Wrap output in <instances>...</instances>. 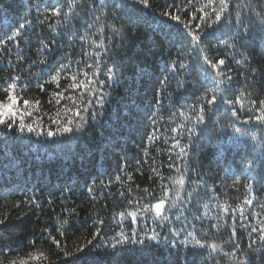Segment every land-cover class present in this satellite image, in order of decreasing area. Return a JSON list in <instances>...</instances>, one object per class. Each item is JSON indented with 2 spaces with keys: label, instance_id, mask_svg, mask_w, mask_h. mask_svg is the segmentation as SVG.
<instances>
[{
  "label": "trees",
  "instance_id": "1",
  "mask_svg": "<svg viewBox=\"0 0 264 264\" xmlns=\"http://www.w3.org/2000/svg\"><path fill=\"white\" fill-rule=\"evenodd\" d=\"M149 3L0 0V101L7 102L10 78L20 76L28 86L15 90L18 106L36 128H0V219L7 218L0 226V264H19L29 254L41 259L28 264H264V122L256 119L264 108L252 103L264 100V0H229L211 53L201 49L212 29L198 17L218 9L219 0ZM53 6L61 8L60 17H52ZM164 11L180 15V22ZM17 31L18 42L5 46ZM197 32L199 44L189 35ZM41 41L52 42L48 65L39 63ZM178 53L195 71H171ZM204 55L225 59L221 71L233 77L216 94L242 103L234 115L218 99L197 123L196 112L217 87L204 71ZM97 61L93 79L105 81V99L92 109L96 118L82 130L73 125L70 133L42 135L55 131L51 120L95 99L86 77L71 76L91 75ZM69 63L67 76L48 82ZM160 199L166 202L157 216L152 205ZM121 232L129 239L113 248Z\"/></svg>",
  "mask_w": 264,
  "mask_h": 264
},
{
  "label": "snow or ice",
  "instance_id": "2",
  "mask_svg": "<svg viewBox=\"0 0 264 264\" xmlns=\"http://www.w3.org/2000/svg\"><path fill=\"white\" fill-rule=\"evenodd\" d=\"M138 4L142 5L144 8H149L151 7L149 0H137ZM189 3L192 2V0H188ZM216 0H208L209 5L215 3ZM74 6V4H73ZM180 6L178 5H169V8H176L178 9ZM229 7V0H219V7L217 8H213L212 11L210 13H204V15L202 17H198L199 19H203L206 21V25L208 29H212V32H205V38L208 39L209 43L206 49H201V52L207 51L209 53H211L215 46L211 44V38L213 37L214 31H215V26L218 25L220 22H222L223 19V14L225 12V10ZM72 11V6H70L68 8L67 12H64L63 15L65 17H67L68 13ZM201 11H203V9H201ZM52 17H60L62 15L61 12V8L58 6H53L52 7ZM162 16L164 17H168L169 19L176 21V22H180L181 17L178 14H173L171 11H164L161 13ZM49 18L46 17V21ZM96 20L99 21L100 17L97 16ZM57 24L60 23L59 20L56 21ZM50 28H52L55 31V28L52 24L48 25ZM21 29H23L25 26L21 25L20 26ZM88 27H91V25H89ZM197 29H203L204 25H197L196 26ZM260 27L264 28V18L261 19L260 21ZM22 33L21 31H17L15 32L12 36H9L7 38L6 41L3 42V44L6 46L8 41H17V37L20 36ZM189 35L192 37V39L194 41L197 42V44L202 42V37L199 34V32H197L196 34L193 33H189ZM83 38V37H82ZM52 42H48L45 43L43 41L40 42V47L37 49L38 54L41 57H44L42 59L39 60L40 64H45L48 65L50 64V61L45 57V53L48 52V49L50 47V44ZM219 43L223 44L226 43L225 41L221 40L219 41ZM203 61L204 64L207 65V67L204 69V71L206 73H208L209 75H212V79L214 81V83L217 85L216 89H214V94L211 96L210 99H207L205 104L201 105L198 109V111L196 112V122L197 123H202L205 120V109H207L208 112L212 111V108L209 106H214L218 99L222 100L224 103L228 104L232 111L233 114H236V104H241L242 101L240 99V97H236L235 100L233 99H224L223 96H218L216 93L219 92L220 90V85L224 84L225 82H227V84H231V81L233 79L232 76L227 75L226 73L221 71V66L225 65V59H216L215 57H212L210 55H204L203 56ZM37 61H33V65L36 64ZM31 67V65H30ZM53 67H55L53 65ZM88 67H92L91 65H88ZM171 71L174 74H178L181 72H185L188 71L189 74H191V71H195V68H191L190 69V65L188 63H185L183 60V57L181 54H177V59L173 60L171 65H170ZM72 71V66L71 64H63L60 65L59 69L56 71L55 75H52L51 73L49 74V81L48 82H53V81H57L58 77L61 75V73L65 74L66 76ZM99 73V62L97 61V65H96V70L90 75L88 72L86 71H79L77 72L76 75H72L71 76V80L76 81L77 76L82 74L84 77L87 78L88 80V84L85 85V88L88 87V85L92 86V92L91 95H93L95 97V99H87L83 104L76 106L74 109H68L67 113H71L69 114H65L63 120H57V119H53L51 120L52 124L57 125L55 131H53L52 129H47V130H43L41 132L42 135H46L48 137H52L54 135H58L60 133H70L73 131V125L75 127L76 130H82L84 127V124L87 123L88 118L90 117L91 119H95L96 118V114L95 112L92 110L94 109V107L96 105H103L104 103V99H105V94L103 91V85H105V81L104 80H96L93 79V77H95L96 75H98ZM214 73V74H213ZM115 73L113 72V69L109 68L107 69V79L111 80L114 78ZM223 76L224 79H217V77ZM81 84H84V81H80V84H74L72 85V87H80ZM28 85L26 83H24L21 79L20 76H13L10 78V82H7V87L5 89L6 91V97H5V101H0V128L3 129H9V130H19L21 132L23 131H28V132H35L36 128H34L31 124L26 123L25 122V115L27 116H31L30 112H21L18 106V100L19 97L17 95H15V90L17 88H26ZM40 89L43 90L44 89V84H40L39 85ZM227 91V89H225V92ZM57 96H61V93H56ZM81 100H84V97L81 96ZM24 105H28L29 101L28 100H24L23 101ZM39 103V101H37V104ZM252 103H258V109L259 108H264V100H260V101H255L253 100ZM256 119L258 121L264 122V114L256 116ZM187 131L189 133H192L193 131H195V126H193L192 128H188ZM176 146L179 147L180 146V141L177 140L176 141ZM181 154H186L185 153V148H180ZM117 179H119V177H117ZM180 184H183L184 181L183 179H181L179 181ZM89 192H92L93 189L89 188L88 189ZM189 196L191 195V193L188 194ZM165 196H167V192L165 191ZM177 196H179V193H177ZM165 200L164 199H160L158 202H156L154 205H152V207L155 208V212L156 215L159 216L161 214L162 208L165 204ZM173 203H175V201H173ZM248 204H251L252 201L248 200L247 201ZM145 208H148V205H145ZM227 210V209H225ZM133 216H135V214H132ZM120 216L123 217L124 213L121 212ZM6 219H0V226H3L6 224ZM62 225H68L69 224V220L65 219L62 222ZM100 223H104L103 221H100ZM213 227H215V225H213ZM99 232V229L97 230ZM253 231H257V229H253ZM191 235V233L189 234ZM152 239H156V234L153 233ZM129 237L125 236L123 232L119 233V238L116 239L115 244L113 245V248L116 247V245H119L123 242L128 241ZM139 242V241H137ZM172 243L174 244L175 241H172ZM197 244H201L200 240H196ZM58 244V242H57ZM211 247L213 249H215L217 247V245L212 244ZM251 247V245L249 246ZM78 251H83L82 249L78 250ZM41 257L40 256H32L31 254L28 255V259L27 260H21L19 261V264H28V260H40ZM10 264H17V261L13 260L10 262Z\"/></svg>",
  "mask_w": 264,
  "mask_h": 264
}]
</instances>
